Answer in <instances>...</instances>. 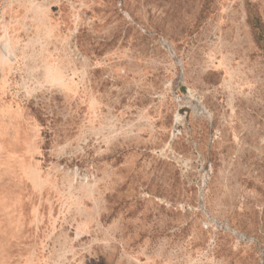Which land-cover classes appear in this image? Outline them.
Masks as SVG:
<instances>
[{"label": "rangeland", "instance_id": "obj_1", "mask_svg": "<svg viewBox=\"0 0 264 264\" xmlns=\"http://www.w3.org/2000/svg\"><path fill=\"white\" fill-rule=\"evenodd\" d=\"M246 2L0 0V264H264Z\"/></svg>", "mask_w": 264, "mask_h": 264}, {"label": "trees", "instance_id": "obj_2", "mask_svg": "<svg viewBox=\"0 0 264 264\" xmlns=\"http://www.w3.org/2000/svg\"><path fill=\"white\" fill-rule=\"evenodd\" d=\"M208 2V0H206ZM207 4V3H206ZM207 10V5L203 9ZM246 23L249 27L252 39L264 58V25L259 14L254 10L251 3L246 2Z\"/></svg>", "mask_w": 264, "mask_h": 264}, {"label": "built area", "instance_id": "obj_3", "mask_svg": "<svg viewBox=\"0 0 264 264\" xmlns=\"http://www.w3.org/2000/svg\"><path fill=\"white\" fill-rule=\"evenodd\" d=\"M183 99H185V97H183V96H182V97H181V96H178V97H177V102L180 104V103L183 102ZM188 109H189L188 106H186V105H181L180 108H179V111H178L179 115H180V113H182L183 115H186Z\"/></svg>", "mask_w": 264, "mask_h": 264}]
</instances>
